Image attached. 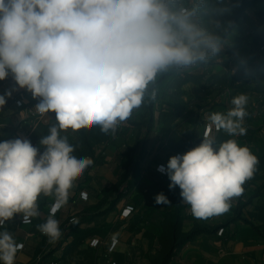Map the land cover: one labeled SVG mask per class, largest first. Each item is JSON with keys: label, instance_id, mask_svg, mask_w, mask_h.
I'll return each mask as SVG.
<instances>
[{"label": "clouds", "instance_id": "obj_1", "mask_svg": "<svg viewBox=\"0 0 264 264\" xmlns=\"http://www.w3.org/2000/svg\"><path fill=\"white\" fill-rule=\"evenodd\" d=\"M226 10L212 0H0V81L11 74L40 98L36 113L54 120L38 146L27 138L0 142V228L17 214L30 222L41 195L54 196V208L63 206L93 164L74 155L62 133L93 127L114 133L158 76L218 57L224 47L213 18ZM14 90L0 95V108ZM247 103L245 94L233 97L226 113L207 117L198 146L171 156L166 169L158 166L195 218L228 212L256 171L258 158L247 145L234 138L217 143L211 134L245 135ZM154 200L170 204L163 192ZM37 227L50 242L61 235L52 215ZM20 248L12 233L0 231V262L15 264Z\"/></svg>", "mask_w": 264, "mask_h": 264}, {"label": "rangeland", "instance_id": "obj_2", "mask_svg": "<svg viewBox=\"0 0 264 264\" xmlns=\"http://www.w3.org/2000/svg\"><path fill=\"white\" fill-rule=\"evenodd\" d=\"M258 1L245 2H251L254 8L264 9V4ZM224 3L225 1L220 3L217 1L218 7L224 8ZM227 14L223 12L217 17L221 16L223 22ZM257 17L253 10L248 8L243 21L234 29L232 36L234 34L242 36L248 31L264 33V25H258ZM206 18L208 19L205 17V20ZM225 48L218 53V57L210 59L208 64L183 70L185 73H191L194 80L187 82L181 91L173 90L174 95L159 101L154 126L158 130L164 128L162 131L166 134L167 143L172 149H182L187 144V140L180 138L176 132L169 137L173 128L182 124L187 127L184 135L200 144L207 129V117L211 113H226L232 107V98L239 94L248 97L247 115L243 124L246 134L229 137L221 130V135L215 137L217 141H220L221 137L236 139L241 145H247L259 161L253 177L243 185L242 195L232 200L229 211L208 219H199L192 215L189 205L181 203L180 235L176 240L173 239V226L177 221L176 205L172 206L171 203L160 205L151 213L153 215L149 214L150 210L144 203L145 192L142 184L145 182L140 172L142 168L138 163L147 134L146 126L141 123L144 112L142 104L140 108L133 110L130 119L120 124L114 133L105 134L99 127L81 129L77 132L68 130L62 133L67 135L69 142L75 146L74 155L89 157L93 161L70 192L73 193L75 190L79 196L88 178H92L93 183L98 185L95 189L97 192H93L94 198L81 203L82 206L89 208L88 213L94 215L70 234H64L57 247L52 248L53 253L61 250L59 255L64 253L86 264H110L111 261L118 259L120 251L106 254L104 250L88 247L90 238L99 236L106 241L111 237L119 239V247L125 248L124 258L126 260L128 258L123 264H264V97L256 92L264 90V70L257 71L252 65L256 60L261 62L264 55L259 54L257 58L246 59L243 58L244 50L237 48L226 55ZM214 74L227 76L228 79L223 83L213 84V81H217L212 78ZM164 84L166 82L162 86ZM208 84L211 85L207 87ZM10 85L11 83L7 91L11 89ZM15 92L13 98L32 97L24 88ZM7 112H12L11 114L17 117L25 116L23 110L14 106L12 110L0 108V118L9 116ZM166 113L177 116V119L170 122L159 121V118H167ZM50 116L54 117V113ZM52 122L54 120L45 117L32 123L28 131L20 133L29 139L33 146H38L40 137L48 134ZM252 137L258 141H253ZM128 158L130 163L125 168L123 163ZM103 160L108 165L96 166V162ZM118 168H122L123 184L121 180L115 181L114 171ZM130 174H133V177L137 176L136 179L140 182L136 184L134 191L125 195L122 202L118 205L112 204L110 199L117 192L116 188L120 186L125 188L128 184L125 177ZM161 192V189L157 190V194ZM131 199H134V202L131 203ZM129 203L136 206L134 212L129 213L126 210ZM111 209L114 211L111 212ZM9 231L16 241L27 233V230L22 231L16 227ZM19 263L23 264L21 261Z\"/></svg>", "mask_w": 264, "mask_h": 264}, {"label": "crops", "instance_id": "obj_3", "mask_svg": "<svg viewBox=\"0 0 264 264\" xmlns=\"http://www.w3.org/2000/svg\"><path fill=\"white\" fill-rule=\"evenodd\" d=\"M240 23H241V21H240ZM12 78L13 77L11 76L6 81H0V95H3L5 93V91H7L8 85L10 83H11V85H10L11 89L10 90L15 89L18 91L20 89V87L16 84L15 80ZM15 90L12 91L11 97H6L7 102L3 106V107H5V109L8 108V110H12L14 106L17 109L15 103H13L10 107L8 106L9 100L12 99L13 98L12 96L14 95V93H16ZM15 99H16V97H15ZM159 105L160 104L158 103L157 110L159 109ZM162 105H163V103H162ZM11 113L12 112H7V114L9 116H6L5 118H0V141L4 135H6L7 133H10L14 130L18 129L19 132H22V128H23V125L25 123L28 124L30 127L32 123L38 122L37 120L31 119L30 117H27L26 115L25 116L23 115L22 117L21 116L17 117L15 115H12ZM13 113H15V112H13ZM23 114H24V112H23ZM159 121H162L161 118H159ZM159 121H158V123H159ZM155 125H156V122H155ZM162 129L164 130V128H162V127L160 128V130H158L156 127H154V129L152 130V132L149 135L148 140H147L148 146H147L146 152L144 153L143 157H141V159L138 160V163H140V167L142 168V170H140L141 175L143 177L142 179L145 182V184H142V188L145 192L144 203H145L146 207L149 208V210H150L149 214L150 215H153L151 213H153V211L157 210V208H159V206H160V205H157L155 203V200H154V197L157 195L158 189H161V191L168 197L172 206L176 205V198H179V197H180L181 203H183L184 205L186 204V203L182 202V198L180 196L181 190L179 189V187L177 186L174 190H169L168 186L170 184V180H169L167 174L162 175L161 173L158 172L156 167H158V165H160V164L167 165V162L171 156H174L177 154L182 155L185 152H187L188 150L199 145V144L194 142L193 138L190 140V138H187V136L184 135V133L187 131V127H185V124H182L176 128H173L169 137H171V135L174 134V132H176V134L179 135L180 138L187 140V144L182 149H172L171 147H169V144L167 143V140H166V134H164ZM212 135L214 137H217V136H220L221 133H220V131L216 132L214 130L212 132ZM18 138H26V137H23V135L21 133V135ZM219 142H221V141H217V143H219ZM129 163H130V160L128 158V160L123 163L125 168ZM97 165L100 167H104L108 164L106 163L105 160H103L101 162H96V166ZM120 165H122V164L120 163ZM121 169L122 168H118L117 171L116 170L114 171L116 182H119L120 180L122 182L121 178L123 175L121 174ZM148 176H150V178ZM134 177H130V179L132 178V180H133ZM148 178H149V180H148ZM93 182L94 181L92 178H88V181L84 184V186L80 190L81 192L86 191L89 195V198H91V199L94 198L93 192H95V193L97 192V190H95V189H97V185H98V183H93ZM135 191L138 192L137 190H135ZM81 192H80L79 196L76 195L77 192L75 190L73 193L70 192L68 199H67V202L64 204V208L58 213L57 217L53 216L59 222L60 231H61V227L63 226V223H67V221H68L67 219L70 215V214H68V206H69V202L72 198L75 199V201L77 202V208L82 209L85 207V206L81 205V203H82V200L80 197ZM54 199H55L54 196H43V195H41L39 197V199H38V215L35 216L36 224H23L21 222L22 215L17 214L12 220L7 221L6 224L2 228H0V231H3L5 229H7L9 231L14 227H16L22 231L27 230V233L25 232L24 235L21 236L20 239L17 241V243L18 242L24 243V249L17 252L16 258H15V264H20L19 263L20 261L23 262V264H31L30 262H32L34 260V258H36L37 254L39 253V251L41 249L42 250L47 249L49 252H51L52 248L57 247V245H58L59 241L61 240L63 234H61L60 237L57 240H55L54 242H50L49 238L47 236L43 235L38 230V227H37L38 224L45 222L47 220V218L51 215L50 209L54 204ZM131 200H132L131 203L134 202L133 201L134 199H131ZM136 201L138 202L137 199H136ZM120 202H122V201H119L116 205H118ZM129 205H130V203H129ZM113 211H111V212H113ZM10 233H12V232H10ZM60 251L61 250H57L54 252V254L58 256ZM117 251H120V253H119V257H118V259H116V261L119 264L125 263L128 260V258H127V260L124 258L125 248L123 246H120V247L118 246L116 252Z\"/></svg>", "mask_w": 264, "mask_h": 264}, {"label": "trees", "instance_id": "obj_4", "mask_svg": "<svg viewBox=\"0 0 264 264\" xmlns=\"http://www.w3.org/2000/svg\"><path fill=\"white\" fill-rule=\"evenodd\" d=\"M217 1L220 3L221 1H225V9H227L224 13H228L225 20L222 22L221 21V16H216L213 19L218 20L220 23L219 28H221V30H219L218 28L215 29L217 30L218 34L221 36V40H222V45H224V47H226V55H229L230 52H232L233 50H237V48H240L242 50H244V54H243V58L246 59H253L259 57L258 55L262 54L264 55V33H258L256 31H248V33L240 36L238 34H234L232 36V33L234 32V29L238 26V24H240V21H243L244 18V14L246 13V10L248 8H251L253 10V12L256 14V17L258 18V25L262 26L264 25V9L263 8H254V4H252L251 2H245L246 0H212L213 3L217 4ZM258 2H261L264 4V0H259ZM256 3V2H255ZM218 5V4H217ZM222 8V7H220ZM208 19L206 18V21ZM225 28H224V27ZM210 27H213V25H210ZM223 28V30H222ZM225 29V30H224ZM231 36V38H229ZM248 57V58H247ZM261 62H253V67L255 69H257V71H262L264 70V56L263 58L260 60ZM209 63V62H208ZM207 63V64H208ZM206 64H202L200 66H204ZM12 75L9 74V76L2 81H6L8 80ZM214 80H217L216 82L213 81V84L215 83H223L225 81H227V76H223L221 74H214L212 77ZM211 78V79H212ZM194 77L192 76L191 73H185L183 72V70L181 71H176L173 70L171 72H168L166 74L160 75L158 76L157 80L151 84L148 88V91L145 94V99H144V103H143V116H142V120L141 123L142 125L146 126V136L144 139V147L142 149V153L140 154V159L141 157H143L144 153L146 152L147 149V140L149 135L151 134L152 130L154 129V125H155V113L157 111V107H158V103L161 99H165L167 96H172L174 95L173 90H182L183 86L190 81H193ZM236 80V79H235ZM166 82V84H164V86H162V84ZM211 85L208 84L207 87ZM155 91V98L153 99L151 97L152 92ZM257 94H259V96L264 97V90H256ZM9 107L15 103V98H12L9 100ZM8 109V108H7ZM167 118H164L161 120L162 121H174L177 119V116H173L171 114H165ZM31 118V117H30ZM34 119V118H31ZM29 125L28 124H24L22 131L26 132L28 131ZM262 129V128H261ZM215 129H212V132ZM21 135V133L17 130H14L10 133H7L6 135H4L1 139L0 142L4 141V140H11V139H16ZM221 142L222 141H226L227 139H225L224 137L220 138ZM256 139V140H255ZM253 141H258L257 138L252 137ZM164 165V164H163ZM167 166V165H166ZM130 177H133V174L130 175H126L125 177V181H128L127 185L125 188H122V186H120V188H116L117 192L114 193L113 197H111L110 202H112V204H117L119 201H121L125 195H127L130 191H133L136 184H138V182H140V180L137 181V179L134 177V179H130ZM137 177V176H136ZM122 184L124 182H121ZM133 189V190H132ZM180 205H181V200L180 197L176 198V207H177V221L176 224H174L173 226V239L176 240L179 235H180ZM134 208L136 209V206L133 205ZM88 208L84 207L82 209L77 208V202L75 201V199H71L69 202V206H68V221L67 223H63V226L61 227V232H63L64 234H70L72 232V230H75L79 227V225L85 221H87L91 215H94V213L90 214L87 213L88 212ZM112 211V209H111ZM134 212V211H133ZM58 216V214L56 215V217ZM72 217H76V221L75 223H72L71 225L68 226V222L69 219ZM44 223V222H42ZM41 223V224H42ZM31 224H36V218L32 217V223ZM40 225V224H38ZM68 226V227H67ZM71 226V227H70ZM43 250L41 249L39 251V253H41ZM38 253V254H39ZM37 254V255H38ZM54 253L53 251H51L48 254L49 256H53ZM66 256H70L65 254Z\"/></svg>", "mask_w": 264, "mask_h": 264}, {"label": "built area", "instance_id": "obj_5", "mask_svg": "<svg viewBox=\"0 0 264 264\" xmlns=\"http://www.w3.org/2000/svg\"><path fill=\"white\" fill-rule=\"evenodd\" d=\"M39 100H40V98L34 99L33 96L31 98H26V97L16 98L15 99V105L20 110H23L27 117L34 118L37 121H39V120L41 121L45 117H40L35 111V105L37 103H39ZM207 130L208 129H206V131ZM177 155H181V154H177ZM161 165H163V164H160L158 166H161ZM163 166L166 169V165H163ZM157 170H158V167H157ZM158 172L161 173L162 175L167 174L166 171L165 172L158 171ZM80 197H81L82 201H87L89 199V195L86 191H82ZM63 208H64V205L59 207V208H54L52 206L50 209V214L52 216H56ZM126 210L129 213H131V212L135 211V208L133 205L128 204L126 206ZM75 221H76V217L70 218L69 222H68V226L71 225L72 223H75ZM21 222L23 224H31L32 218H30V222H23V217H22ZM61 234H63V232H61ZM119 243H120V241L116 237H111L109 240L106 241L102 237L94 236V237H91L90 240L88 241V246L91 249L104 250V253H106V254H113L114 252H116V250L119 246ZM18 244L21 245V248L19 251L23 250L24 249V243L18 242ZM49 253L50 252L47 249L43 250L41 253H39L36 256V258L34 259V261L31 264H86V263H83V261H81V260L79 261L75 258H71L70 256L65 257L64 253L62 255L57 256L54 254L53 256L48 257ZM110 264H119V263L116 260H113L110 262Z\"/></svg>", "mask_w": 264, "mask_h": 264}]
</instances>
